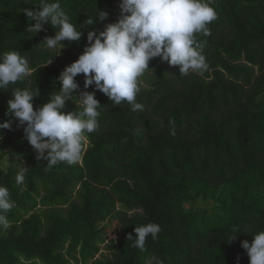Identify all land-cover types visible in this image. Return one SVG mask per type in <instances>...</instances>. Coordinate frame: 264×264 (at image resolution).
I'll list each match as a JSON object with an SVG mask.
<instances>
[{"label":"trees","instance_id":"trees-1","mask_svg":"<svg viewBox=\"0 0 264 264\" xmlns=\"http://www.w3.org/2000/svg\"><path fill=\"white\" fill-rule=\"evenodd\" d=\"M60 3L83 31L62 50L41 44L58 30L50 24L37 34L26 30L36 21L22 10H39V0H0V54L17 51L33 69L0 89V123L13 121L0 131V161L11 159L8 168L0 163V185L15 202L9 227L0 229V264H147L152 257L163 264H250L241 243L264 230V0H215L212 34L198 35L208 70L181 76L179 66L153 58L139 78L143 110L114 105L96 90L100 126L87 134L81 161L46 171L48 161L37 159L17 118L6 114L12 92L39 89L33 104L42 107L83 53L88 32L120 17V0ZM97 10L108 18L88 25ZM76 80L79 96L84 75ZM76 103L67 101L64 111H75ZM199 200L217 208L200 210ZM106 222H117L121 232L107 245ZM148 223L162 231L141 251L127 237ZM103 245L108 254L100 255Z\"/></svg>","mask_w":264,"mask_h":264},{"label":"clouds","instance_id":"clouds-1","mask_svg":"<svg viewBox=\"0 0 264 264\" xmlns=\"http://www.w3.org/2000/svg\"><path fill=\"white\" fill-rule=\"evenodd\" d=\"M215 0H120V17L115 23L106 24L103 31H89L88 44L83 53L58 77L61 87L50 95L47 103L34 108V98L39 89L15 88L8 101L7 115L18 120L17 127L37 153V159L48 161L45 170L60 162L73 165L81 161L87 134L99 128L98 118L103 107L96 98V90L105 94L114 105L127 102L133 112L143 110L136 102L141 91L139 78L149 69V62L160 57L170 66H179L181 76L190 71L203 75L209 68L203 54L204 44L198 35L210 36L209 25L217 19L213 5ZM39 10L23 9L29 20L36 23L27 26V32L40 33L45 25L58 29L54 37L45 36L41 44L48 49L65 47L64 42L79 41L83 31L71 21L60 0H39ZM107 11H98L95 20L88 25L108 18ZM51 63V62H50ZM49 63V64H50ZM29 60L17 51L0 54V89H7L32 74ZM84 75V90L76 80ZM95 90L88 91L91 86ZM78 99L75 111L65 112L66 102ZM11 119L0 123V131L11 130ZM2 139V135H0ZM28 168L19 170L15 179L23 184ZM15 206L8 187L0 185V229L9 227L7 213ZM162 231L157 223L134 228L135 237L129 234L132 246L145 250L149 236L156 240ZM237 237H231V240ZM241 247L246 250L250 264H264V230L253 235L251 243L245 239ZM147 264H163L152 257Z\"/></svg>","mask_w":264,"mask_h":264},{"label":"rangeland","instance_id":"rangeland-1","mask_svg":"<svg viewBox=\"0 0 264 264\" xmlns=\"http://www.w3.org/2000/svg\"><path fill=\"white\" fill-rule=\"evenodd\" d=\"M145 85H146V83H145ZM10 161H11L10 157H5L4 159H2L0 161V163L4 168H8L10 165ZM197 207L200 210L211 213V212H213L214 209L217 208V204L215 202H206L203 200H199V201H197ZM104 225L107 226L106 227V235H107L106 239L107 240L105 243V245H107L112 240H116L121 235V232L119 230L120 228H119V225L117 222H113V223L106 222ZM101 254H108L107 250L104 249V245L102 246V251H101L100 255Z\"/></svg>","mask_w":264,"mask_h":264}]
</instances>
